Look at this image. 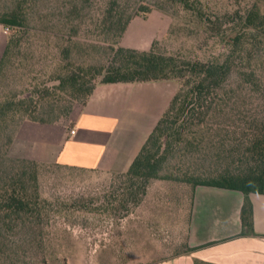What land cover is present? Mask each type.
<instances>
[{"label": "trees", "instance_id": "16d2710c", "mask_svg": "<svg viewBox=\"0 0 264 264\" xmlns=\"http://www.w3.org/2000/svg\"><path fill=\"white\" fill-rule=\"evenodd\" d=\"M151 2L156 8L173 9L195 21L198 30L208 32L214 43L223 45L221 51L201 59L182 52L122 46L120 40L133 13H126V0H108L99 24V35H104L105 40L87 44L101 51L99 61L77 63L58 58L54 71L47 75L54 85L46 87L44 82H38L29 96L12 90L0 98V127L17 113L31 115L30 106L37 98H47L53 104L56 96L64 92L75 100L86 101L96 83L177 80L178 89L167 108L127 170L118 173L123 190L120 196L136 200L154 179L185 182L191 188L205 185L238 190L244 200L242 228L236 236L255 235L249 196L264 194V0ZM26 14L17 8L5 12L0 15V24L21 27ZM22 40L20 32L7 39L0 59V81L21 56ZM223 70L234 71L235 79L220 88L202 117L192 119L197 96L206 87L217 85ZM53 111L54 108L46 115H53ZM30 119L43 122L47 118L33 115ZM175 157L180 163L190 158L194 166L180 173L168 169L169 160ZM18 161L23 166H14L16 172L0 183V229L26 222L40 224L51 205L39 190L37 167L41 162ZM27 162L35 167L29 177L32 184H28ZM196 248L187 247L186 251Z\"/></svg>", "mask_w": 264, "mask_h": 264}, {"label": "rangeland", "instance_id": "374dc122", "mask_svg": "<svg viewBox=\"0 0 264 264\" xmlns=\"http://www.w3.org/2000/svg\"><path fill=\"white\" fill-rule=\"evenodd\" d=\"M107 1L0 0V15L16 8L27 13L21 27H10L6 31L7 26L2 25L6 41L16 32H20L23 40L21 56L0 81V98L12 90L20 96H29L38 82H44L46 87L54 85L47 75L54 71L58 58L77 63L99 61L101 51L87 44L105 40L104 35H99V24ZM151 1L126 0V13H133V25L137 22L156 25L155 34L149 36L152 26H137L130 34H125L126 28L120 45L132 48L131 40L134 43L141 41L140 48L136 49L182 52L201 59L221 51L223 45L214 43L208 32L198 30L195 21L173 9L156 8ZM234 79V71H221L218 84L206 87L197 96L191 118L202 117L220 88ZM178 86L177 80H160L156 88L142 92L154 101L153 105L144 103V109L148 112L152 108L158 109L159 113L162 107L164 111ZM35 101L30 106L31 115L17 113L0 127V183L16 172L14 166H23L18 160H31L17 155L13 148L21 122L31 120L33 115H45L49 119L55 113H59L61 119L66 117L72 104L85 102L64 92L56 96L53 104L47 98ZM136 104L130 98L123 102L129 110ZM35 107L39 108L38 112ZM53 108V115L48 117L46 113ZM119 120L121 124L124 120H129V124L145 121ZM27 165L29 180L35 167L28 162ZM190 166H194L190 158H184L182 163L177 157L171 158L167 164L168 169L178 173ZM37 173L41 196L51 205L40 224L26 222L0 229V264H141L186 251L187 220L178 218L176 212L179 198L188 196L187 190L185 193L182 188L190 187L189 184L154 179L144 195H138L136 200L135 197L123 200L118 173L107 174L53 163H39ZM28 184L32 182L29 180Z\"/></svg>", "mask_w": 264, "mask_h": 264}, {"label": "crops", "instance_id": "0c3cea01", "mask_svg": "<svg viewBox=\"0 0 264 264\" xmlns=\"http://www.w3.org/2000/svg\"><path fill=\"white\" fill-rule=\"evenodd\" d=\"M133 22L125 34L137 26H152L149 36L155 34L156 25ZM3 32L0 24V59L7 42ZM131 42L132 48H140L141 41ZM159 81L97 83L84 103L71 105L66 117L60 119L55 113L43 122L23 121L16 130L13 148L17 155L41 163L107 174L124 172L163 113L162 107L159 113L153 108L146 111L144 103L153 105L154 101L142 94L156 88ZM129 98L137 103L131 110L123 105ZM119 119L145 121L129 124L124 120L121 124ZM182 190H187L188 196L179 198L176 213L187 220V247L198 248L141 264H264V194L249 196L255 235L236 236L242 228L244 196L240 191L205 185H185ZM208 243L212 244L202 246Z\"/></svg>", "mask_w": 264, "mask_h": 264}, {"label": "built area", "instance_id": "2783aa9c", "mask_svg": "<svg viewBox=\"0 0 264 264\" xmlns=\"http://www.w3.org/2000/svg\"><path fill=\"white\" fill-rule=\"evenodd\" d=\"M9 28H10V27H8V26H7V27H6V31H8V30H9ZM72 132H74V131H72Z\"/></svg>", "mask_w": 264, "mask_h": 264}]
</instances>
